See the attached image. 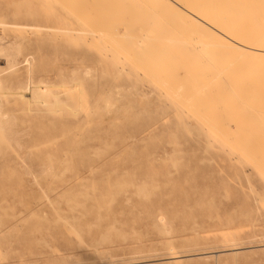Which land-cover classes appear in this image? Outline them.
<instances>
[{
  "label": "rangeland",
  "instance_id": "1",
  "mask_svg": "<svg viewBox=\"0 0 264 264\" xmlns=\"http://www.w3.org/2000/svg\"><path fill=\"white\" fill-rule=\"evenodd\" d=\"M165 7L0 0V264H264V83L215 35L188 45ZM163 43L189 65L168 83Z\"/></svg>",
  "mask_w": 264,
  "mask_h": 264
},
{
  "label": "bare ground",
  "instance_id": "2",
  "mask_svg": "<svg viewBox=\"0 0 264 264\" xmlns=\"http://www.w3.org/2000/svg\"><path fill=\"white\" fill-rule=\"evenodd\" d=\"M149 3V2H148ZM154 3V2H153ZM144 4V3H143ZM142 4V5H143ZM155 4V3H154ZM160 4V3H159ZM63 5V4H62ZM164 5L166 6L165 8L167 9V12H169V14H170V19H171V22H172V24L170 25L169 24V22L167 23V22H164V20L165 19H162L163 17H161V14H159V13H161V12H163V10L162 9H160L161 10V12H158V11H160V10H158L157 11V13L155 12V14H158V15H155V17L157 18V17H159V18H157L158 20L160 19H162L161 20V23L163 22V23H166V24H164V25H170V27H168V29L169 28H171V31L174 33V34H177V35H180V37L182 38V37H184L183 38V41H188L189 39V41L187 42L188 43V45H190L189 44V42H194L197 38L196 37H198L199 38V36H193V38L195 39L194 41H191L192 39H191V32L192 33H195L196 34V32L197 31H205V32H207V33H209V34H213V35H215V37H216V40H217V47H218V50H220V51H222V50H225L226 52H235V53H238L240 56H242V57H247L248 59L247 60H242V61H240L241 62V65L242 66H244L249 72H250V74H251V76H257L258 78H259V82L261 81H263V83H264V65L263 64H259V65H255V63H254V61L255 60H257V59H259V60H264V0H164ZM149 6V9L146 7V5H145V8H147V10H151L152 8H150V5H148ZM152 6H155V5H153L152 4ZM160 6V5H159ZM74 7V6H73ZM83 7V6H82ZM143 7V6H142ZM155 7H158V6H155ZM162 7V6H161ZM66 8V7H65ZM87 8V7H86ZM140 8H141V6H140ZM66 9H68V8H66ZM94 9V8H93ZM95 9H96V7H95ZM98 9V8H97ZM157 9V8H156ZM159 9V8H158ZM78 10V9H77ZM87 10V9H86ZM141 10H143V9H141ZM153 11H155L154 9H152ZM68 11H70V10H68ZM152 11V12H153ZM67 12V11H66ZM86 12V11H85ZM152 12H150V13H152ZM69 13H71V12H69ZM68 13V14H69ZM80 13V12H79ZM144 13V12H143ZM154 13V12H153ZM83 14V13H82ZM86 14H88V11H87V13ZM70 15H74L75 17H77V15H75L74 13L73 14H69V16ZM101 15V14H100ZM108 15V14H107ZM85 16H87V15H85ZM104 16V15H103ZM106 16V15H105ZM110 16V15H109ZM163 16V15H162ZM75 17H73V18H75ZM93 17V16H92ZM78 18V17H77ZM99 18H100V16H99ZM101 18H102V15H101ZM109 18V17H108ZM136 18V17H135ZM152 18H154V16L152 17ZM184 18V19H183ZM71 19H72V17H71ZM79 19V18H78ZM84 19H86L85 21H87L88 19H90V21H88V22H92V24L93 23H95V22H97V21H99V20H95V22L94 21H91V18H89L88 17V19L85 17ZM84 19H83V22L84 23H82V24H87V22L85 23V21H84ZM131 19V18H130ZM155 19V18H154ZM153 19V20H154ZM157 19H156V21H155V24H156V22H160V20L159 21H157ZM76 20V19H75ZM74 19H72V21L75 23V25L77 26V27H80V26H82L83 27V25L81 24V23H79V25H78V20H77V22L75 21ZM94 20V19H93ZM103 20H104V18H103ZM80 21V20H79ZM101 21H102V19H101ZM101 21H99V23H101ZM134 21V20H133ZM143 21V20H142ZM153 21V22H154ZM166 21V20H165ZM102 22H104V21H102ZM77 23V24H76ZM98 23V22H97ZM162 23V24H163ZM154 24V25H155ZM160 24V23H159ZM162 24H160L161 26H162ZM96 25V24H95ZM101 25H102V23H101ZM160 25H158V23H157V26H159V28L161 29V27H160ZM87 26L88 25H85V28H87ZM100 26V25H99ZM98 26V27H99ZM116 26V25H115ZM114 26V27H115ZM156 26V27H157ZM91 27V26H90ZM107 27V26H106ZM183 27H184V29H183ZM81 28V27H80ZM80 28H78V29H80ZM92 28V27H91ZM97 28V27H96ZM108 28V27H107ZM158 28V29H159ZM92 29H94V27L92 28ZM114 29V28H113ZM157 29V30H158ZM90 30V29H89ZM89 30H87V32H89ZM111 30V29H110ZM118 30V29H117ZM147 30V29H146ZM162 30V29H161ZM170 30V29H169ZM92 31H94V30H92ZM148 31V30H147ZM150 32H152V30H149ZM86 32V31H85ZM98 32H100V31H97V33ZM126 32V31H125ZM143 32V31H142ZM157 32V31H156ZM159 33L161 32L160 30L158 31ZM163 32V31H162ZM186 33V32H188L189 34L188 35H183V33ZM90 33H91V31H90ZM96 33V32H95ZM101 33V32H100ZM113 33V32H112ZM155 33V32H154ZM164 33V32H163ZM99 34V33H98ZM110 34V33H109ZM153 34V33H152ZM156 34V33H155ZM165 34H167V33H165ZM96 35V34H95ZM99 35H101V34H99ZM105 35H106V33H105ZM111 35V34H110ZM115 36H116V34H114ZM119 35V34H118ZM159 35V34H158ZM190 35V37L189 38H187L188 36ZM194 35V34H193ZM107 36V35H106ZM121 36V35H120ZM123 36V35H122ZM121 36V37H122ZM153 36H157V35H154L153 34ZM172 36V35H171ZM187 36V37H186ZM127 37V36H126ZM158 37V36H157ZM180 37H177V38H180ZM187 38V40H186V38ZM210 37V36H209ZM105 38V37H104ZM109 38V37H108ZM172 38H173V36H172ZM171 38V40H180V41H182L181 39H177L175 36H174V38L172 39ZM208 38V37H207ZM101 38H99V40H100ZM111 39V38H110ZM160 39H161V37H160ZM159 39V40H160ZM113 40V39H112ZM111 40V41H112ZM139 40V39H138ZM137 40V41H138ZM141 40V39H140ZM158 40V39H157ZM103 41V40H102ZM106 41V40H105ZM155 41V40H154ZM166 41H167V39H166ZM169 41V40H168ZM167 41V42H168ZM199 41H202V40H198V43H201V42H199ZM109 42V41H108ZM166 42V43H167ZM170 42H172V41H170ZM147 43V42H146ZM160 43V42H159ZM165 43V42H164ZM163 43V45H162V48L160 49V50H162L161 52H163L164 51V53H163V55L165 56L164 58H163V56L161 55L160 56V54L161 53H159V57L161 58L162 57V59L163 60H166L168 57H166V55L169 53H167V54H165V47L163 48V46H166L165 44ZM174 43H176L177 44V42H174ZM179 43H181V42H179ZM197 43V44H198ZM131 44V43H130ZM171 44V43H170ZM173 44V43H172ZM193 44V43H192ZM196 44V45H197ZM132 45V44H131ZM159 45V44H158ZM175 45V44H174ZM174 45L172 46V47H174ZM182 44H180V45H178L179 47L181 46ZM185 45V44H184ZM184 45H182V47L184 46ZM188 45H186V47L187 48H189L190 46H192V45H190V46H188ZM195 45V44H194ZM195 45V47H197ZM198 45H201V44H198ZM204 45V44H203ZM206 45H208L207 43H206ZM214 45V44H213ZM128 46H130V45H128ZM167 46L169 47V45L167 44ZM178 46H175L174 48H176L177 49V47ZM178 47V48H179ZM182 47H180L179 49H177V52L178 51H180V50H182L181 48ZM194 47V48H195ZM199 47V46H198ZM145 48H147V47H145ZM167 48V47H166ZM170 48H171V46H170ZM174 48H172V49H174ZM187 48H185V50L187 49ZM208 48V47H207ZM206 48V49H207ZM147 49H149V48H147ZM146 49V50H147ZM153 49H155V48H153ZM157 49V48H156ZM159 49H157L158 51H159ZM171 49V52H173L174 53V51H175V49L174 50H172ZM193 48L191 47V50H192ZM196 49V48H195ZM195 49H193V51H191V52H193V53H191L190 55H191V58L193 57V55L194 54H196V56H201V55H197V53H194V51H195ZM198 49H201V47H199ZM197 49V50H198ZM203 49V48H202ZM201 49V50H202ZM196 50V51H197ZM205 50V49H204ZM210 50V49H209ZM137 51V50H136ZM166 51H168V50H166ZM170 51V50H169ZM189 51H190V49L188 50V51H186V52H188L187 53V55L189 54ZM199 51V50H198ZM203 51V50H202ZM202 51H201V53H202ZM5 52V50L0 46V54H3ZM150 52V51H149ZM160 52V51H159ZM177 52L175 51V53L177 54ZM182 52V51H181ZM183 52H184V50H183ZM182 52V53H183ZM205 52H206V50H205ZM208 52V51H207ZM206 52V53H207ZM209 52H211V51H209ZM150 53H152V52H150ZM154 53H157V52H154ZM175 53H174V55H175ZM180 52H178V54H179ZM213 53V52H212ZM153 54V53H152ZM193 54V55H192ZM199 54V53H198ZM203 55L205 54V53H202ZM147 55H150V54H147ZM154 55V54H153ZM158 55V53L155 55V56H157ZM169 56H171L170 54H168ZM167 55V56H168ZM184 55H185V53H184ZM203 55H202V57H203ZM126 56V55H125ZM180 56V55H179ZM179 56H177V57H179ZM196 56H195V58H196ZM149 57V59H150V57L151 56H148ZM158 56L155 58V60L156 59H158L159 58ZM188 57H189V55H188ZM204 57H205V55H204ZM228 57V56H227ZM152 58V60H153V57H151ZM181 58H182V56H181ZM185 58H187V56L185 57ZM207 58V57H206ZM206 58H204L205 60L204 61H207L208 62V58H207V60H206ZM136 59V58H135ZM149 59H147V60H149ZM178 59V60H177ZM179 59L180 58H174V60L175 61H179ZM190 59V58H189ZM193 59V58H192ZM192 59H191V61H192ZM198 59V58H197ZM246 59V58H245ZM141 60V59H140ZM139 60V61H140ZM158 60H160V59H158ZM169 62H170V65H169V62H167L168 64H166V65H164V64H159V66H157L156 64H157V62L158 61H156V63H155V61H154V63H151L152 64V66H150L151 67V69H153V67H154V69H153V71H151L153 74H156L155 76L157 77V78H159L160 77V75H158V74H161V71H163V69H165L163 72H165V71H168V74L169 73H171V72H169V69L167 70L166 68H168L167 66H169V68L170 67H174V65H176L177 67H178V71L180 72V68H179V64L180 65H186V63H184V64H181V61H180V63H178V65L176 64V63H174L173 64V60H172V58L170 59H167ZM185 60V59H184ZM187 60H188V58H187ZM238 59H236V61H237ZM236 61H235V63H236ZM148 62V61H147ZM147 62H146V64H147ZM163 62V61H162ZM185 62V61H184ZM197 62H198V60L196 61V67H197V65H199V64H201V63H198L197 64ZM203 62V61H202ZM240 62H237L238 64L240 63ZM159 63H161L160 61H159ZM210 63H212V62H210ZM233 63H234V61L231 63L232 65H231V67L229 68V69H234L235 67L236 68H238L236 65H237V63L236 64H234V66L235 67H232L233 66ZM155 64V65H154ZM188 64V63H187ZM189 64H190V62H189ZM194 64V63H193ZM193 64H190L191 65V67H192V65ZM223 64H225V63H223ZM230 63H228V65H229ZM173 65V66H172ZM208 65V64H207ZM148 66V65H147ZM155 66L157 67L156 69L157 70H155ZM163 66V67H162ZM175 66V67H176ZM187 66V65H186ZM202 66V65H201ZM210 66V65H209ZM211 66H212V64H211ZM215 66V65H214ZM238 66H240V65H238ZM160 67H161V70H160ZM165 67V68H164ZM176 67V68H177ZM189 67V65L187 66V68ZM196 67H193V68H195V70H197L196 69ZM213 67V66H212ZM224 67V66H223ZM241 67V66H240ZM163 68V69H162ZM175 68V69H176ZM203 68V67H202ZM225 68V67H224ZM148 69V68H147ZM150 68H149V70H151ZM171 69V68H170ZM173 69V68H172ZM171 69V70H172ZM183 69V68H182ZM208 69V68H207ZM214 69H215V67H214ZM217 69V68H216ZM185 70V69H184ZM188 70H191V73H192V68L191 69H187V71ZM204 70H205V67H204ZM203 70V71H204ZM209 70V69H208ZM226 70H228V68L226 69ZM241 70V69H240ZM156 71H158V72H156ZM177 71V72H178ZM182 71V70H181ZM207 71V70H206ZM174 72H176L175 70H174ZM178 72V73H179ZM228 72V71H227ZM236 72V71H235ZM240 72V71H239ZM189 73H190V71H189ZM189 73H188V75H186V77H188V78H186V79H188L187 81H189L190 83H191V81L192 80H195V78H196V80L198 79V80H202V78L201 79H199V77H201V75H203V74H205L204 72H203V74L202 73H199V76H198V78H197V75H195V77H193L192 78V80L190 79V75H189ZM193 73H194V71H193ZM198 73V72H197ZM223 73V72H222ZM164 74V73H163ZM172 74H174V73H172ZM182 75V73H179V75ZM211 74H214V73H211ZM218 74V73H217ZM217 74H215L214 76H212L213 78H215V76L217 77L218 75ZM247 74V73H246ZM167 75V74H166ZM174 75H176V73L174 74ZM193 75V74H192ZM193 75V76H194ZM209 75V74H208ZM207 75V76H208ZM222 77H224V78H222V79H226L225 78V76H224V74L222 75V74H220ZM228 75V74H227ZM241 75H242V73H241ZM169 76H171V77H169V78H166L165 80H166V82H167V79H171L172 78V75H170L169 74ZM205 76H206V74H205ZM204 76V77H205ZM206 76V77H207ZM210 76V75H209ZM208 76V77H209ZM221 76H220V78H221ZM229 76V75H228ZM250 76V75H249ZM165 77H167V76H165ZM174 77H176V76H174ZM173 77V78H174ZM180 77V76H179ZM183 77H185V74H184V76ZM203 77V76H202ZM211 76L208 78V80L210 81L211 79L213 80V78H212ZM241 77H245V75H242ZM241 77L240 76H237L236 78L237 79H241ZM163 78V77H162ZM232 78H233V76H232ZM156 79V78H155ZM164 79V78H163ZM175 79V78H174ZM183 79L184 78H182L181 79V77H180V81H183ZM203 79H206L207 80V78H203ZM222 79H218V77H217V79H215V80H218V81H216V83L217 82H220V80H221V83L224 81H222ZM161 79H159L158 81H160ZM178 80V79H177ZM191 80V81H190ZM214 80V81H215ZM248 80V79H247ZM157 81V82H158ZM186 81V82H187ZM226 81V80H225ZM155 82V81H154ZM163 82V81H162ZM173 82V81H172ZM186 82H184L185 84H186ZM196 82V81H195ZM194 82V83H195ZM198 82V81H197ZM168 83V82H167ZM180 83V82H179ZM183 82H182V85H181V83L179 84V85H177V86H179L180 87V85L181 86H183V84H184ZM225 83V82H224ZM223 83V84H224ZM231 83V81L229 82V84ZM158 84H160V83H158ZM166 85L165 84V82H163L162 84H160V85ZM177 84V83H176ZM176 84L175 85H173V91H172V93H171V91L169 90V94L171 93L172 94V96L171 97H173L172 99H174V96H175V98H178V97H176L177 95L179 96V94H177L176 95V93H174V96H173V92H174V89H176V91L175 92H177V86H176ZM185 84H184V86H185ZM220 84V83H219ZM237 84V83H236ZM252 84V83H251ZM167 85H169V84H167ZM259 85V84H258ZM169 86H172V85H169ZM169 86H164V87H169ZM174 86H175V88H174ZM220 86H221V84H220ZM45 87V86H44ZM181 88V87H180ZM179 88V89H180ZM230 88H232V86L230 87ZM248 88V87H247ZM261 88V89H260ZM183 89V88H182ZM233 89V88H232ZM32 90V89H31ZM166 90H168V89H166ZM181 90V89H180ZM206 90V89H205ZM255 90V89H254ZM34 91V92H33ZM32 92V98H37L38 96V93H37V89L36 90H33ZM39 91V90H38ZM43 92V91H42ZM180 92V91H179ZM178 92V93H179ZM183 92V91H182ZM213 92V91H212ZM248 92V91H247ZM259 92V93H258ZM40 93V92H39ZM251 93H253L254 94V96H256V97H259L258 99L260 100V97H261V100H262V98H264V89H263V87L261 86V85H259L258 86V88L256 89V91H254V92H251ZM194 94H196V92L194 93ZM6 95V92L5 91H3V90H1L0 89V102H1V98L3 97V96H5ZM19 95H23V93L22 92H20L19 93ZM182 95V94H181ZM233 95V94H232ZM239 95V94H238ZM185 96V95H184ZM191 96V95H190ZM237 96V95H236ZM246 96V95H245ZM20 98H22V96L20 97ZM180 98V97H179ZM251 98V97H250ZM30 99H31V97H30ZM29 99V100H30ZM253 99V98H252ZM175 101H176V99H174ZM187 100V99H186ZM192 99H189V101H191ZM250 100V99H249ZM257 100V99H256ZM258 100V101H259ZM176 102H178V101H176ZM185 102V101H184ZM260 103H262L263 104V102L262 101H260ZM179 104V103H178ZM194 104V103H193ZM254 104V103H253ZM179 105H181V104H179ZM182 106H183V104H182ZM250 106V105H249ZM255 106V105H254ZM193 106H191V108H192ZM190 108V107H189ZM251 108V107H250ZM260 108V110H261V113H262V110H264L263 108H264V106H260L259 107ZM249 109V108H248ZM254 110V109H253ZM255 112H257L256 110H255ZM258 113V112H257ZM199 114V113H198ZM247 114H249V113H247ZM252 114V113H251ZM0 118H1V113H0ZM252 118V117H251ZM253 119H254V117H253ZM256 120V119H255ZM250 122H252V121H250ZM253 124H255V123H253ZM222 125V124H221ZM262 125V124H261ZM223 126V125H222ZM253 126V125H252ZM247 127H249V125L247 126ZM254 127V126H253ZM3 129L0 127V131H2ZM211 130V129H210ZM249 130V129H248ZM212 131H213V129H212ZM214 132V131H213ZM218 132V131H217ZM216 131L214 132V134H216L217 133ZM221 131H219L218 133H220ZM260 132V131H259ZM258 132V133H259ZM210 133H212V132H210ZM238 132H236L235 133V136H236V134H237ZM249 133V132H248ZM263 133V132H262ZM223 134V133H222ZM222 134H216V136H218L219 137V135H220V137H222V139H223V136H221ZM260 134V133H259ZM229 135V134H228ZM238 135V134H237ZM240 135V134H239ZM257 135V134H256ZM256 135H254V136H256ZM231 136V135H230ZM242 136H243V134H242ZM246 136V135H245ZM253 136V135H252ZM224 137H227V136H225L224 135ZM232 138H234L233 136H232ZM236 138V137H235ZM234 138V139H235ZM257 139H260V137L258 138V137H256ZM225 139V138H224ZM234 139H232V140H234ZM237 139V138H236ZM256 139V140H257ZM255 140V139H254ZM253 140V141H254ZM255 140V141H256ZM222 141H225V140H222ZM230 141H231V138H230ZM260 141V140H259ZM226 142V141H225ZM228 142V141H227ZM232 143H234L233 141H231ZM230 142V143H231ZM247 142H248V140H247ZM264 142V141H263ZM253 143H255V142H253ZM236 144V143H235ZM231 145V144H230ZM241 145V144H240ZM255 145V144H254ZM245 146V145H244ZM244 148V147H243ZM249 148V147H248ZM241 249H234L233 251H232V254L233 255H235V254H237L239 251H240ZM225 252V251H224ZM197 256H199V255H197ZM191 257V256H190ZM176 258V257H175ZM180 258H182V257H180ZM179 258V259H180ZM174 259V258H173ZM177 259V258H176ZM171 260V259H170Z\"/></svg>",
  "mask_w": 264,
  "mask_h": 264
}]
</instances>
